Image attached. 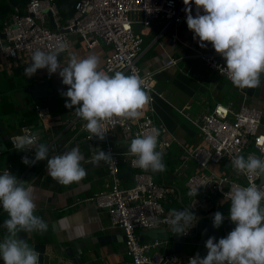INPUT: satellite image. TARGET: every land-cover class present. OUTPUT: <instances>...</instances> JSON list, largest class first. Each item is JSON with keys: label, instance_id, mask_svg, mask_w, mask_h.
I'll return each instance as SVG.
<instances>
[{"label": "crops", "instance_id": "1", "mask_svg": "<svg viewBox=\"0 0 264 264\" xmlns=\"http://www.w3.org/2000/svg\"><path fill=\"white\" fill-rule=\"evenodd\" d=\"M183 14L187 19V13L184 11ZM200 14H204L202 10ZM192 15H196L194 2ZM186 19L169 25L155 21L148 26L136 24L134 27L144 39L139 65L144 69L158 70L156 89L159 96L153 104L155 121L166 125L176 138L168 153H165V171L157 172V178L177 184L185 200L184 184L196 164L191 163L189 169L176 175L178 156L183 147L193 149L202 141V133L191 119L211 111L218 103L239 109L246 102L264 110V81L257 88L247 89L246 98L225 75L208 69L199 55L215 50L208 42H205L206 47H200L199 38H193L194 33L188 29ZM110 52L111 48L104 44L89 49L79 36L73 34L70 50L60 54L59 59L61 66H66L70 53L81 58L95 54L100 59V70ZM171 59H175V63L168 64ZM29 63L26 54L18 58L0 55V104L4 99L15 104L14 112H0V174L8 170L26 184L31 183L36 204L34 214L48 224L47 232H22L19 235L28 243L45 245L43 264H128L130 257L126 250L124 231L111 225L106 209L98 208L92 201L87 200L110 188L104 162L95 163L92 159L95 154L93 150H103L104 141L95 138L87 142L81 138L79 129H72V121L79 128L84 120L75 115L74 108L70 110L65 107L66 97L52 93L53 96L48 98H35L33 89L46 86L51 88L52 82H61V78L58 73L49 76L47 69L37 70L31 78L26 77L23 73ZM61 86L63 91L67 90L62 82ZM38 93H41L40 89L36 91ZM37 104L48 107L49 112L41 118L37 111V118L28 122L30 118L25 116L24 111L36 108ZM143 111L144 114L151 111L150 103ZM25 126L39 134V142L48 146L49 158L74 147L78 148L84 157L81 166L86 170V177L69 186L59 184L47 174V160L38 161L34 165L22 163L24 156L34 159V148L18 151L22 154L11 160L12 151L15 149L12 139L22 135ZM114 141L120 150H128L131 143L121 133L115 135ZM212 169L235 174L229 164L213 165ZM120 170L125 175L124 185L130 186L133 183L131 168L128 164L121 163ZM229 208L230 201L218 199L215 211L228 215ZM7 218V213L0 207V231L5 234L3 224ZM81 226L84 229L83 235L77 232ZM154 238L156 237L147 234V239ZM188 246L190 245L186 244L184 251L179 252L184 264H188L186 257L189 254L207 253L205 245H191V248Z\"/></svg>", "mask_w": 264, "mask_h": 264}, {"label": "built area", "instance_id": "2", "mask_svg": "<svg viewBox=\"0 0 264 264\" xmlns=\"http://www.w3.org/2000/svg\"><path fill=\"white\" fill-rule=\"evenodd\" d=\"M184 9L183 0H78L74 14L64 19L56 0H29L23 9L15 7L0 31L1 56L18 58L26 54L31 60L35 49L51 51L58 40L68 42L69 48L63 52L66 53L71 47V36L75 34L89 49L101 44L111 48L100 72L109 75H113L115 71L125 74L136 72L144 81L145 90L151 97V111L138 120L117 119L106 125L103 150L111 152L114 158L112 164L104 162L110 188L87 199L96 207L106 209L111 225L124 231L126 250L130 257L128 264H184L179 252H166L173 246L174 238L142 239V232L164 228L172 233L169 223L172 209L189 208L197 217L214 212L218 199L230 201L227 193L233 187L250 184L260 186L262 183L260 177H247L236 172L231 175L212 169L213 165L230 166L231 160L238 155L245 158L249 155L264 156V110L246 102L239 109L218 103L211 111L202 113L196 119L190 118L201 131L202 141L193 149L183 147L178 156L176 175L189 169L191 163L196 164L184 184L186 200L177 184L158 180L157 172H145L133 166L134 157L127 155L128 150H120L115 145L114 137L117 133L131 141L138 134L147 133L155 127L161 133L157 150H162L164 158L163 148L170 149L176 139L166 125L155 121L153 104L159 96L156 89L158 70L144 69L139 65L144 39L134 27L136 24L148 26L155 21H162L167 25L180 23L186 19ZM199 56L208 69L221 73V67L225 66V61L216 52L200 53ZM175 61L171 59L168 64ZM221 74L227 77L225 73ZM239 91L247 98V89ZM36 110L41 118L49 112L48 107L40 104L36 105ZM85 123L86 121L81 123L78 128L75 121H72L70 126L74 130L79 129L81 138L90 142L96 137L90 138V133L84 129ZM23 130L20 136L36 133L29 126H25ZM250 146L254 151L249 150ZM121 163H126L131 168L133 183L130 186H125L120 176ZM189 192L192 193L191 196ZM176 200L181 203L180 207H175ZM198 226L197 219V223L188 231L185 229V236H195ZM206 254L199 255L203 258ZM195 255L189 254L187 262Z\"/></svg>", "mask_w": 264, "mask_h": 264}, {"label": "clouds", "instance_id": "3", "mask_svg": "<svg viewBox=\"0 0 264 264\" xmlns=\"http://www.w3.org/2000/svg\"><path fill=\"white\" fill-rule=\"evenodd\" d=\"M196 15H192V4ZM187 13V27L197 37L200 47L211 43L215 52L225 61L221 73H225L232 85L239 90L253 89L261 85L264 74V0H183ZM201 10L204 14H200ZM67 41L58 40L51 51L35 49L23 75L31 78L37 70L47 69L49 76L58 73L66 91L65 107L75 109V115L86 121L84 129L90 138L103 141L106 125L122 121H134L144 115L151 97L144 81L136 72L113 75L100 72V59L95 54L79 57L69 54L66 66H61L60 54L67 51ZM160 130L138 134L128 147L127 155L134 157L133 166L147 172H163V152L158 149ZM12 144L18 151L35 149L34 159L22 157L25 165L47 160V174L59 184L69 186L83 180L87 173L81 166L84 159L79 149L49 158L48 146L39 142V134L17 136ZM93 162L112 164L111 152L95 149ZM230 167L238 175L264 177V156H236ZM191 196L192 193L189 192ZM230 200L228 218L235 227L226 237H209L205 242L207 254L197 253L188 264H264V183L260 186H235L227 193ZM0 207L7 213L4 221L6 234L0 242V259L4 264H40L41 253L19 233H44L48 224L35 215L36 204L31 183H25L5 170L0 174ZM171 232L177 236L187 234L197 223V217L189 208L172 209L169 213ZM224 215L217 211L212 218L214 228L224 222ZM187 228V231L185 229ZM79 235L84 234L81 226Z\"/></svg>", "mask_w": 264, "mask_h": 264}, {"label": "water", "instance_id": "4", "mask_svg": "<svg viewBox=\"0 0 264 264\" xmlns=\"http://www.w3.org/2000/svg\"><path fill=\"white\" fill-rule=\"evenodd\" d=\"M11 3H13L14 6L18 5L16 1H11ZM263 76L264 74H262V77ZM39 89L41 90V93L36 94V91H38ZM62 91L63 90H62L61 82L59 80L53 81L51 88L46 86V87H36L35 89H33L35 98H48L50 96H53L52 93H54V95H58V94L61 95ZM1 142L2 139L0 135V143ZM169 150L170 149L168 148H163L164 153H168ZM163 163H165L164 158H163ZM130 174L131 176H133L132 172H130ZM120 176L123 179L125 178V175L123 173H121ZM261 182L264 183V177L261 178ZM215 212L217 211L210 212L207 214H201L197 216V219L199 220V226L195 236L193 237H186L185 235L177 236L175 234L166 231V229L163 228V229H152V230L143 231L142 239H147V234H151L152 237H156V238L160 237L162 239L169 237L174 238V244L171 248H168L166 250L167 253H170L172 251L183 252L186 244L205 245L206 240L212 236L216 237V240L218 241L220 238L226 237L227 234L234 229L235 224L228 223L231 220L228 218V215L222 213L225 217L223 224L219 228H214L212 224V218L214 217ZM0 242H2V239H0ZM29 244L30 246L34 247L37 251L41 253L40 264H43L44 253L46 250L45 245L33 244V243H29ZM0 264H4L2 259H0Z\"/></svg>", "mask_w": 264, "mask_h": 264}, {"label": "trees", "instance_id": "5", "mask_svg": "<svg viewBox=\"0 0 264 264\" xmlns=\"http://www.w3.org/2000/svg\"><path fill=\"white\" fill-rule=\"evenodd\" d=\"M11 1H16L18 3V5L16 7L23 9L29 0H11ZM11 1L10 2L3 1L0 3V30H2L4 27V21L15 10V6L13 5V3H11ZM77 1L78 0H56L58 8H59L61 14L64 16V19H68L74 14L75 5H76ZM14 111H15V104L12 102H9L8 99H4V102H2L0 104V112L2 114H10ZM24 114H25V116L30 118V121H28V122H31L32 120L37 118L36 108L26 110V111H24ZM20 153L22 154V152H20ZM20 153L18 152V150L14 149L12 151V155H11L10 159L14 160L15 158H17L20 155ZM175 204H176L175 207L181 206V203L179 202V200H176ZM1 226H0V230H2ZM4 235H5V232L2 231V236H4Z\"/></svg>", "mask_w": 264, "mask_h": 264}, {"label": "rangeland", "instance_id": "6", "mask_svg": "<svg viewBox=\"0 0 264 264\" xmlns=\"http://www.w3.org/2000/svg\"><path fill=\"white\" fill-rule=\"evenodd\" d=\"M3 1H5V2H10L11 0H0V3L1 2H3ZM133 16H134V14H132ZM136 16V15H135ZM250 150H252V151H254V148L253 147H250ZM191 246V245H190ZM190 246H188L189 248H191Z\"/></svg>", "mask_w": 264, "mask_h": 264}]
</instances>
